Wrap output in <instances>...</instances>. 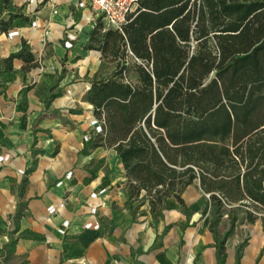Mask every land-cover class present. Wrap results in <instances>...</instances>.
<instances>
[{"label": "crops", "instance_id": "1", "mask_svg": "<svg viewBox=\"0 0 264 264\" xmlns=\"http://www.w3.org/2000/svg\"><path fill=\"white\" fill-rule=\"evenodd\" d=\"M77 1L33 7L28 0H0V152L12 155L0 166V264H217L197 181L181 193L183 204L166 198L171 208L161 209L159 226L144 191L129 197L116 152L94 145L96 119L85 95L101 57L87 44L99 18ZM76 24L72 46L65 48V33ZM8 31L17 34L7 37ZM22 42L33 65L23 70L20 57L2 63ZM60 201L63 207L49 214L47 207ZM92 205L97 230L82 227ZM63 221L68 226L60 234ZM242 243L238 264H264L260 220L243 222L227 236L223 264H235Z\"/></svg>", "mask_w": 264, "mask_h": 264}, {"label": "trees", "instance_id": "2", "mask_svg": "<svg viewBox=\"0 0 264 264\" xmlns=\"http://www.w3.org/2000/svg\"><path fill=\"white\" fill-rule=\"evenodd\" d=\"M87 48L101 57L85 95L94 145L116 152L151 212L197 181L223 264L224 209L264 230V0H138L121 30L98 19ZM14 57L33 65L24 42L1 62Z\"/></svg>", "mask_w": 264, "mask_h": 264}, {"label": "built area", "instance_id": "3", "mask_svg": "<svg viewBox=\"0 0 264 264\" xmlns=\"http://www.w3.org/2000/svg\"><path fill=\"white\" fill-rule=\"evenodd\" d=\"M53 0H28V3L31 4L33 7H36L43 3H50ZM137 1L138 0H78L77 1V7L80 8H87L92 13H94L102 22L103 29H116L121 30L122 25L124 24L126 17L129 13L133 12L137 7ZM53 14L56 13V9L52 7ZM31 26H36V22H31ZM79 26L73 25L68 27V32L65 33V38L63 40V46L65 48H70L72 46V40L75 39V35L73 31L77 30ZM17 31H8L6 33L7 37H12L13 35H16ZM93 123L95 124V132L100 133L101 132V126L97 122V120H94ZM12 157L9 153L0 152V166L5 164L9 161V159ZM19 173L23 174V170H18ZM70 176V173H67L65 175L66 178ZM62 183V180H59L56 183V186H59ZM96 194L92 193L90 195L91 198H95ZM63 201H60L57 205H51L47 207V212L49 214L58 212L60 208L63 207ZM97 206L92 205L88 206V214L89 219L83 224L84 229H93L97 230L99 229V224L95 220V214H96ZM68 226L67 221H63L62 227L58 229V232L60 234L65 233V229Z\"/></svg>", "mask_w": 264, "mask_h": 264}, {"label": "rangeland", "instance_id": "4", "mask_svg": "<svg viewBox=\"0 0 264 264\" xmlns=\"http://www.w3.org/2000/svg\"><path fill=\"white\" fill-rule=\"evenodd\" d=\"M196 194L199 195L198 199H197L198 205L200 204V207H201L200 209L203 210L205 208V206H206V202H207V198L208 197H207L206 194L202 193V191L199 190V189H198V191H196ZM142 199H139V201L142 200ZM168 202L169 201H166V199H165V201H164V203L162 204L161 207L156 206V208L154 209L153 212L150 211V216L152 218V223L158 224L159 226L161 225L160 220H163L165 218L164 213H161V209L164 207V209L169 210L171 207H170V204ZM189 210H190V208H186V210L184 211L187 214V216H189ZM138 211L140 213L144 212L143 209H139ZM165 214H166V212H165ZM229 215L230 214L227 211V209H224L223 210V215H222V217H221V219H220V221H219V223L217 225V232H218L219 236H221V237L226 232H228L229 230H230V233H231L233 230H235L236 227H239L244 222V221L241 220V217H242V213L241 212L238 214V218L239 219L237 221H234V222L229 221V219H228ZM162 236H163V233H160V235L157 234V236H156L157 237L156 245L157 244H162V240H163ZM185 263L186 264H195L193 259L185 261Z\"/></svg>", "mask_w": 264, "mask_h": 264}]
</instances>
